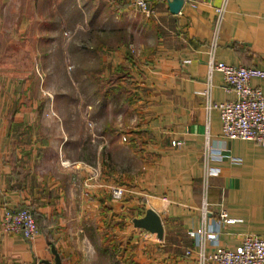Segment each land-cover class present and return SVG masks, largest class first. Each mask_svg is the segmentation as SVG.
Masks as SVG:
<instances>
[{
  "label": "crops",
  "instance_id": "0c3cea01",
  "mask_svg": "<svg viewBox=\"0 0 264 264\" xmlns=\"http://www.w3.org/2000/svg\"><path fill=\"white\" fill-rule=\"evenodd\" d=\"M147 1L152 10L149 18L135 0L109 1L110 12L124 24L117 26L129 28L118 31L124 35L122 45L108 51L101 72L99 67L93 72L94 80L110 79L127 53L134 57L131 90L140 117L133 114L139 122L124 130L146 132L139 149L127 143L141 169L134 176L126 172L121 177L108 165L94 170L86 157L74 159L67 153L71 140L64 137V130L61 139L46 140L32 136L31 124L23 126L26 133L8 127L0 139V223L6 210L33 206L47 225L30 241L7 235L0 226V264L53 263L50 243L64 264H212L203 263L202 255L213 253L216 236L222 247L232 250L247 235L264 236V147L250 141H223L220 113L207 109L205 94L211 83L214 104L238 99L227 91L221 73L213 72L210 80L211 60L264 70V0H192L178 15L170 12L168 0ZM88 2L97 5L100 0ZM90 12L96 13L95 7ZM131 27H143L140 38L150 31L154 39L148 46H138L139 55L130 49ZM109 44L99 41L95 54L98 47ZM251 84L264 94V80L254 79ZM26 109L22 106L13 119L15 128L27 118L21 114ZM31 118L26 122L35 123ZM124 130H111L107 124L105 131L126 139ZM207 143L214 149L211 167L220 174L210 180L211 214L204 219ZM15 164L26 172L10 180ZM115 187L129 192L119 202L112 198ZM148 209L162 219L163 240L134 227L133 221L143 218ZM224 211L233 223L218 229ZM204 230L208 235L200 248L197 233Z\"/></svg>",
  "mask_w": 264,
  "mask_h": 264
},
{
  "label": "rangeland",
  "instance_id": "374dc122",
  "mask_svg": "<svg viewBox=\"0 0 264 264\" xmlns=\"http://www.w3.org/2000/svg\"><path fill=\"white\" fill-rule=\"evenodd\" d=\"M109 1L92 5L88 0H0V139L8 127L26 133V124L35 128L32 136L46 140L61 139L64 130L72 158L86 157L94 170L104 164L119 177L126 172L134 176L141 161L127 146V135L114 138V132L106 131L107 124L111 130L137 125L135 95H124L127 102L104 100L101 89L106 83L101 77L93 79L94 69L101 72L110 57L108 51L122 45L124 35L118 31L129 28L117 26L124 24L110 12ZM94 7L96 13L90 15ZM141 29L131 27L128 32L136 55L140 44L154 40L150 31L140 38ZM104 40L110 47H98L95 54L93 48ZM22 106L27 107L21 113L27 118L15 128L13 119ZM30 113L35 123L26 122Z\"/></svg>",
  "mask_w": 264,
  "mask_h": 264
},
{
  "label": "built area",
  "instance_id": "2783aa9c",
  "mask_svg": "<svg viewBox=\"0 0 264 264\" xmlns=\"http://www.w3.org/2000/svg\"><path fill=\"white\" fill-rule=\"evenodd\" d=\"M186 4H192V0H184ZM135 5L141 10L147 18L152 16V10L147 0H135ZM214 41L213 49L217 42ZM210 80L213 72L222 74L223 81L227 91L233 92L238 99L231 102L214 104L210 100L211 83L205 94L209 99L207 109L217 110L220 113L222 122L221 137L223 141H250L259 147H264V94L259 88L252 86L254 79L264 80V70L257 68L236 67L225 63H216L210 61L209 65ZM177 143L173 142L175 147ZM214 160V149L212 145L206 144L204 152V173L203 185L204 194L201 206L203 218L206 219L211 214L209 202L210 180L219 176V170L211 167ZM239 162V160H234ZM114 200H121L125 197L126 190L123 187H116L111 192ZM232 220L228 219L224 211L220 215L217 228L224 224H231ZM3 233L7 235L22 236L30 241L40 234L39 227L33 213L28 209L6 210L0 223ZM199 235V247H204L205 236L208 233L204 230ZM204 238V239H203ZM214 251L211 255H202L203 263L212 264H264V236L247 235L236 249L222 247L218 242L217 236L213 239ZM191 255V252H188Z\"/></svg>",
  "mask_w": 264,
  "mask_h": 264
},
{
  "label": "trees",
  "instance_id": "16d2710c",
  "mask_svg": "<svg viewBox=\"0 0 264 264\" xmlns=\"http://www.w3.org/2000/svg\"><path fill=\"white\" fill-rule=\"evenodd\" d=\"M134 57L131 53L126 54L125 63L120 65L118 69L115 71V73L111 76L110 79L104 80L106 83V86H102L101 89V98H104V100L109 99L112 97V99L115 97L117 101L120 100V102H127L126 94L132 93L133 90H131V86L133 85V74L135 72V62ZM125 95V96H124ZM125 135H127L128 142L131 144L132 147L139 149V145L142 143L143 136L145 135V131H134L131 129H127L124 131ZM25 169L23 167L17 166L15 164V167L13 168L12 175L9 178L10 180L18 179L23 173H25ZM22 209H29L37 222V225L39 227V230L43 229L41 228L44 224L47 225V221L45 219L38 215L35 208L33 206L30 207H22L19 210ZM50 246L52 247L53 244L50 243Z\"/></svg>",
  "mask_w": 264,
  "mask_h": 264
},
{
  "label": "water",
  "instance_id": "95a60500",
  "mask_svg": "<svg viewBox=\"0 0 264 264\" xmlns=\"http://www.w3.org/2000/svg\"><path fill=\"white\" fill-rule=\"evenodd\" d=\"M168 7L173 15L181 13L184 7V0H168ZM134 227L145 230L153 235H156L159 240L164 239L165 229L160 215L152 209H148L146 214L141 219L133 221ZM52 253L54 255V262H44V264H64L62 258L56 248L52 246Z\"/></svg>",
  "mask_w": 264,
  "mask_h": 264
}]
</instances>
